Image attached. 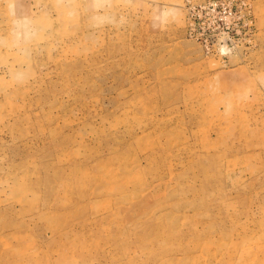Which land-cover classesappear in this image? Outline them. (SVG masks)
Wrapping results in <instances>:
<instances>
[{
	"label": "rangeland",
	"instance_id": "374dc122",
	"mask_svg": "<svg viewBox=\"0 0 264 264\" xmlns=\"http://www.w3.org/2000/svg\"><path fill=\"white\" fill-rule=\"evenodd\" d=\"M0 264H264V0H0Z\"/></svg>",
	"mask_w": 264,
	"mask_h": 264
}]
</instances>
